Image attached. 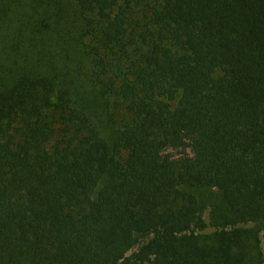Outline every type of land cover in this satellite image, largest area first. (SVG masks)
I'll return each mask as SVG.
<instances>
[{"label": "trees", "instance_id": "obj_1", "mask_svg": "<svg viewBox=\"0 0 264 264\" xmlns=\"http://www.w3.org/2000/svg\"><path fill=\"white\" fill-rule=\"evenodd\" d=\"M0 264H264V0H0Z\"/></svg>", "mask_w": 264, "mask_h": 264}, {"label": "rangeland", "instance_id": "obj_2", "mask_svg": "<svg viewBox=\"0 0 264 264\" xmlns=\"http://www.w3.org/2000/svg\"><path fill=\"white\" fill-rule=\"evenodd\" d=\"M195 134L191 131H185L183 139L177 144H168L162 149L163 156L170 161H179L183 159H192L195 157L193 148V139ZM208 218V215L206 214ZM207 229V232H212Z\"/></svg>", "mask_w": 264, "mask_h": 264}]
</instances>
